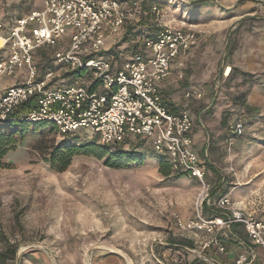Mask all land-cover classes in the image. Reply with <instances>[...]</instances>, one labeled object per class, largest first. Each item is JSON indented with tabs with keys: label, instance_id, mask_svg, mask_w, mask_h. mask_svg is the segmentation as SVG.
Masks as SVG:
<instances>
[{
	"label": "rangeland",
	"instance_id": "rangeland-1",
	"mask_svg": "<svg viewBox=\"0 0 264 264\" xmlns=\"http://www.w3.org/2000/svg\"><path fill=\"white\" fill-rule=\"evenodd\" d=\"M121 2L134 15L135 27L137 6L147 13L149 5L156 4L162 10L159 23L202 33L200 45L172 74L180 95L188 87L203 94L192 101L194 149L212 153L213 179L233 167L219 195L254 187L259 192L264 185V0ZM43 3L0 0V22H9L4 16L14 19L41 9ZM154 22L153 15L143 18L142 31L149 33ZM127 46L120 49L123 60L129 55ZM44 53L34 57L40 68L52 57V50ZM5 81L0 80V87ZM202 109L206 110L200 119L209 126L210 141L197 136ZM233 118L245 120L236 144L241 152L225 142L226 125ZM3 133L14 146L0 160V260L7 259L5 264H142L151 259L188 264L195 259L168 244L190 241L197 248L206 238L204 233L195 238L177 225L178 220L188 223L195 218L199 184L172 170L162 174L159 166L165 160L148 143L114 147L135 162L110 166L109 156L97 159L82 151L59 172L47 162L55 149L109 146L87 130L62 137L52 126H21ZM13 248L16 255L11 260ZM221 257L216 256L220 264Z\"/></svg>",
	"mask_w": 264,
	"mask_h": 264
},
{
	"label": "built area",
	"instance_id": "built-area-1",
	"mask_svg": "<svg viewBox=\"0 0 264 264\" xmlns=\"http://www.w3.org/2000/svg\"><path fill=\"white\" fill-rule=\"evenodd\" d=\"M148 9L145 15L152 14L159 23L162 10L156 4ZM135 22L121 0H44L41 9L0 22V80H10L18 69L24 70L22 83L1 91L0 123L16 118L31 125L51 123L63 136L87 130L105 145L148 143L174 173L199 184L195 218L188 223L178 220L177 225L195 238L199 233L206 238L185 253L203 264H220L211 252L227 254L229 243H235L243 251L235 264H260L264 218L244 212L226 196L214 200L213 186L206 181L207 149L203 158L194 150L192 101L200 99L202 92L186 91L177 112L170 110L161 93L172 65L200 45L202 33L194 27L159 23L156 35L137 39L140 51L129 52L123 60L120 49L126 44L120 46L119 40ZM47 47L57 48L55 67L44 70L34 57ZM74 72L84 76L73 83L60 82L64 74ZM21 106L28 108L21 111ZM198 122L203 125L200 117ZM226 130L233 139L242 137L245 120H229ZM239 227L248 242L235 238L233 228Z\"/></svg>",
	"mask_w": 264,
	"mask_h": 264
},
{
	"label": "trees",
	"instance_id": "trees-1",
	"mask_svg": "<svg viewBox=\"0 0 264 264\" xmlns=\"http://www.w3.org/2000/svg\"><path fill=\"white\" fill-rule=\"evenodd\" d=\"M148 0H144L142 3L145 4ZM141 11L140 13V17L139 20L137 21L138 27H133L130 28L129 32L127 33V36H125L124 40H122V42H124L126 45H128L126 51L129 52H139L140 51V45L139 43H135V41H137V39H139L140 37H150L153 38L156 33L159 30V25L158 22H154L153 27L147 29V31L152 32V34L149 33H145L144 31H142L143 26L141 24V20L143 21V18H147L149 17L150 13L144 15L145 13V9H142L141 6ZM15 17H20V16H15ZM154 17V16H153ZM4 21H10L11 18L10 16H4L3 17ZM149 27V26H148ZM137 29V30H136ZM142 32L143 35L141 34ZM129 41H134V43L132 44ZM130 43V44H127ZM57 48H52V47H47L46 49H39L37 51V53H43L46 52L47 50H52V57L51 59H49L47 66H43V69L46 70L48 69V67L50 68H54V60H53V56H54V52L56 51ZM36 53V54H37ZM84 75L80 72H74V73H69V74H64L65 79L70 80L71 82L69 83H73L75 82L77 79H79L80 77H83ZM28 108V106H21L19 108V110H26ZM203 110V109H202ZM200 110L198 112V114L202 111ZM33 127V126H52L54 129L57 128L54 126V124L51 123H35L33 125L28 124L26 122L21 121L19 118H16V121L14 122H1L0 123V160L2 159V156L5 155L6 152H8L9 150L13 149V143L9 142L7 135H5L3 133L4 129H9V128H17V127ZM58 133V131H57ZM79 133V132H77ZM59 134V133H58ZM76 134V133H75ZM60 135V134H59ZM68 135H73V134H66V136ZM62 137H66L65 135H60ZM143 141H135L133 142V146H137V145H142ZM108 147H104V146H89V145H84L82 147H76V146H71V147H59L57 149H55V152H53L52 154H50V158L49 160H47V162L50 164V166L54 167L57 171L59 172H63L67 169V167L70 165L72 159L75 157V155H78V152H84L85 154H89L92 155L94 157H96L97 159H103L106 156H109L108 159L106 160L107 164L110 166H122V164L124 163H129L131 161H137L134 157H131L130 159H128V157H125L126 154H122L119 149H114V147H118L119 145L114 144V145H108ZM111 149H114V151H111ZM159 170L162 174L168 175L170 173V166L167 164V162L163 161L161 162L160 166H159ZM180 175H185V174H180ZM216 196H214L212 194V198H215ZM169 249L174 250V251H178V252H185L186 248H193V243L190 241H182L181 242H170L168 244ZM16 253V248H13L11 251L12 254V258L11 260H13L15 258V254ZM7 262V259L5 260H0V264H5ZM200 261L199 260H192L191 262H189L188 264H199Z\"/></svg>",
	"mask_w": 264,
	"mask_h": 264
},
{
	"label": "crops",
	"instance_id": "crops-1",
	"mask_svg": "<svg viewBox=\"0 0 264 264\" xmlns=\"http://www.w3.org/2000/svg\"><path fill=\"white\" fill-rule=\"evenodd\" d=\"M139 4H141L139 2ZM139 9H141V7H139V5L137 6L136 10L138 11ZM140 12V10H139ZM145 15V13H144ZM182 60H176V62L172 65V74L173 72L176 70V65H179V61ZM24 70L22 68L18 69L16 71V76L10 80H6L4 82V84L0 87V95H1V91L9 86L12 85H16L17 83H22L24 80ZM178 86L174 83V77H171L169 79H167L165 82L162 83L161 85V93L162 96L164 98V100L166 101L167 105H169V108L171 111L173 112H177V110L180 108L181 106V102L183 99V94L188 91V90H192V87H188V88H184V91L182 92V95H180V93L177 90ZM205 110H202L200 113L202 114V116H199L198 114V118H203V115L205 114ZM197 118V120H198ZM202 126L198 127V135L199 137L202 136V138L205 136L207 138V140L209 139L210 141V131H209V126L206 124V121L204 120V122H202ZM196 132L194 131V133H192L193 136V143L195 140V134ZM204 135V136H203ZM238 139V138H237ZM237 139H233L231 138L229 135L226 137L225 142H227V140H229L231 142V145L234 146L233 150L235 152L240 151V148H238L237 144ZM195 150V149H194ZM196 152L199 153V155L203 158L204 157V153L200 152L198 150H195ZM208 152V159H207V163H208V168L209 171L207 173V181L209 182V184H211L213 186V191L212 194L214 196H216L214 198V200L218 199L219 197L222 196H226L227 198H229L230 200H232V202H234L237 207H240L244 210V212L250 213L252 215H254L256 218L261 219L264 218V185H261V189L258 192V190L254 187L252 189H244V190H235L234 192H230L227 195H219L221 189H224L226 183H227V179L226 178L227 174H230V171H233V167H229L226 169L221 170L220 172H218V176H216L213 179V169L212 168V162H211V152L207 149ZM250 165V164H248ZM235 167H237V164H235ZM249 167V166H247ZM249 168H246L245 172L248 170ZM253 177L258 176V173L253 172L251 174ZM196 182V181H195ZM259 188V187H258ZM233 232H234V236L237 239L243 240V241H247L248 242V238L246 235V232L243 231L240 227L239 229L237 228H233ZM228 248V253L227 254H222L223 257L222 258V262L221 264H235V260L238 258V256L240 254L243 253L242 249L238 247V245H236L235 243H229V245L227 246ZM221 253H219L216 249H214L211 252V256L214 259H217L216 256L220 255ZM260 264H264V257L261 258ZM142 264H159L157 261H155V259H151L150 261H145V263Z\"/></svg>",
	"mask_w": 264,
	"mask_h": 264
},
{
	"label": "bare ground",
	"instance_id": "bare-ground-1",
	"mask_svg": "<svg viewBox=\"0 0 264 264\" xmlns=\"http://www.w3.org/2000/svg\"><path fill=\"white\" fill-rule=\"evenodd\" d=\"M226 71H227V73H226V74H227V75H229V73H230V70H229V68H227V70H226Z\"/></svg>",
	"mask_w": 264,
	"mask_h": 264
}]
</instances>
